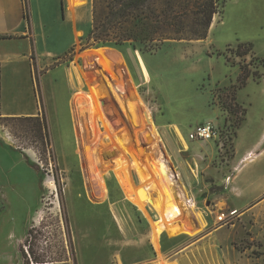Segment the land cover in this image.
I'll list each match as a JSON object with an SVG mask.
<instances>
[{
  "label": "rangeland",
  "instance_id": "rangeland-1",
  "mask_svg": "<svg viewBox=\"0 0 264 264\" xmlns=\"http://www.w3.org/2000/svg\"><path fill=\"white\" fill-rule=\"evenodd\" d=\"M84 1L40 49L71 86L33 70L50 142L0 116V264H264V0H219L206 39L152 52L93 45ZM204 122L220 136L188 141ZM122 178L150 189L145 213Z\"/></svg>",
  "mask_w": 264,
  "mask_h": 264
},
{
  "label": "crops",
  "instance_id": "crops-1",
  "mask_svg": "<svg viewBox=\"0 0 264 264\" xmlns=\"http://www.w3.org/2000/svg\"><path fill=\"white\" fill-rule=\"evenodd\" d=\"M62 1L64 16H62ZM228 1L226 0L224 3ZM234 1L241 3V0ZM85 4L86 1L73 4V0H0V116L42 115L33 77V70L36 65L39 66L41 79L51 71L55 73L54 83L56 88L66 85L71 86L69 71L60 65L44 74L41 73L46 65L42 59L45 51L40 50L41 43L43 41L47 42L51 38L53 23L57 25L58 33L63 32L66 23L72 25L74 11H80ZM214 19H216V16ZM71 45L73 43H70L69 46ZM67 68L68 70L71 69L70 66H67ZM118 77L123 78V75L120 73ZM19 93L24 96H20ZM181 139L183 145L188 147L187 141L184 138ZM187 139L188 141H200L202 143L213 140L191 139L190 136H187ZM253 143L252 140L249 146ZM263 144L264 134L256 146L260 147ZM126 176L128 179V174ZM127 179L124 181L122 178L127 189L128 198L145 213V206L151 200L150 189L143 186L134 190L132 184L128 181L129 179ZM165 226L170 227L171 225L166 224ZM167 230L170 233L173 232L171 231L172 228ZM151 236L152 241L157 244V231H153Z\"/></svg>",
  "mask_w": 264,
  "mask_h": 264
},
{
  "label": "trees",
  "instance_id": "trees-1",
  "mask_svg": "<svg viewBox=\"0 0 264 264\" xmlns=\"http://www.w3.org/2000/svg\"><path fill=\"white\" fill-rule=\"evenodd\" d=\"M219 0H92V29L88 36L93 45L130 43L135 49L156 51L168 40L206 39L212 22L220 12ZM62 13L64 5L62 1ZM246 46V47H245ZM252 45L241 43L235 54L247 55ZM253 72L242 66L238 77L240 87L247 83ZM39 124L42 137L50 142L49 124L42 115L27 116ZM213 188V187H212ZM226 188L221 187V193ZM33 230L30 229L31 235ZM28 261L27 254L23 251ZM37 264L42 261L33 258Z\"/></svg>",
  "mask_w": 264,
  "mask_h": 264
},
{
  "label": "built area",
  "instance_id": "built-area-1",
  "mask_svg": "<svg viewBox=\"0 0 264 264\" xmlns=\"http://www.w3.org/2000/svg\"><path fill=\"white\" fill-rule=\"evenodd\" d=\"M191 139L209 140L216 139L220 136V132L210 122L202 123L195 127L189 134Z\"/></svg>",
  "mask_w": 264,
  "mask_h": 264
},
{
  "label": "bare ground",
  "instance_id": "bare-ground-1",
  "mask_svg": "<svg viewBox=\"0 0 264 264\" xmlns=\"http://www.w3.org/2000/svg\"><path fill=\"white\" fill-rule=\"evenodd\" d=\"M148 115V114H147ZM110 127V126H109ZM245 159V158H244Z\"/></svg>",
  "mask_w": 264,
  "mask_h": 264
}]
</instances>
